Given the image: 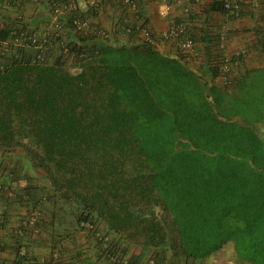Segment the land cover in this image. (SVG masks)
<instances>
[{"label": "trees", "instance_id": "trees-1", "mask_svg": "<svg viewBox=\"0 0 264 264\" xmlns=\"http://www.w3.org/2000/svg\"><path fill=\"white\" fill-rule=\"evenodd\" d=\"M75 37L69 59L0 69V151L26 148L79 224L185 261L232 243L239 264H264V69L219 88L143 40Z\"/></svg>", "mask_w": 264, "mask_h": 264}, {"label": "crops", "instance_id": "crops-1", "mask_svg": "<svg viewBox=\"0 0 264 264\" xmlns=\"http://www.w3.org/2000/svg\"><path fill=\"white\" fill-rule=\"evenodd\" d=\"M12 1L16 2L0 8V29L25 27L38 34L46 30L50 16L47 0ZM223 1L176 0L166 17L159 15V0H136L138 8L134 12L119 7L117 0H104L95 15L84 0H77V10L89 23L114 31L108 39L111 44H137L142 41L139 29L146 28L154 36L155 47L160 53L169 57L182 56L189 69L223 88L216 77L210 76L208 65L219 61L224 53L232 57L243 51L239 64L231 71L234 79L250 70L264 69V0H237L240 6L237 15L210 9L214 3L221 8ZM174 20L183 23L193 37L192 51L181 50L175 38L163 36ZM120 26L133 28L135 33L130 36L115 31ZM75 35V30L65 29L64 44L76 40ZM23 52L24 58L36 53L32 47H25ZM58 55L56 48L44 50L45 60L49 62ZM13 157L6 158L0 167L5 188L16 190V195L11 194L7 200L0 197V264H51V253L55 251L61 264H111L105 252L97 248L92 239L84 237L78 222L80 206L75 201L60 199L49 187H41L26 157ZM32 209H39L41 214L38 230L34 229L33 233L26 227V217ZM138 251L142 257L143 251ZM172 259L163 264L189 262L182 258Z\"/></svg>", "mask_w": 264, "mask_h": 264}, {"label": "built area", "instance_id": "built-area-1", "mask_svg": "<svg viewBox=\"0 0 264 264\" xmlns=\"http://www.w3.org/2000/svg\"><path fill=\"white\" fill-rule=\"evenodd\" d=\"M87 5L93 11L98 12L103 5L104 0H84ZM118 6L134 12L137 10L138 5L136 0H117ZM176 0H159V15L161 17L168 16L172 4ZM12 0H0V8L3 9L4 4L13 5ZM48 8L50 10V16L47 21V28L44 32L38 34L29 30H22V28H14L10 32L9 38L0 43V69H3L10 60V56L16 58L24 57V48L32 47L36 53L30 60L32 62H41L44 59V50L50 48H58L61 55L69 59L73 53L71 49L64 44L63 35L66 26V22L63 17L70 16L71 27L76 33L83 34L84 36H96V38L108 40L112 37L111 31L101 27L97 24H91L89 21L82 18L77 10V0H47ZM221 9L224 13L229 15H237L240 6L237 0H224L221 5ZM188 13V10H187ZM119 28V29H118ZM115 31H120L122 34H131L132 28L118 27ZM114 32V31H113ZM112 32V34H113ZM142 40L150 45H155V38L150 31L146 28L139 29ZM119 33V32H118ZM165 38H175L178 42V46L183 51H192L194 47L193 37L186 32V28L183 23H177L175 20L170 23L168 30L163 35ZM69 56V57H68ZM79 58H85V52L78 55ZM241 57H243V51L237 52L234 56H228L225 53L221 55V59L215 62V66L218 68V75L216 78L220 81L223 87H231L234 84V78L231 76V71L234 66L239 64ZM38 221V215L33 214L29 223L33 226ZM106 241V239H105ZM105 245V244H104ZM115 262V261H114ZM150 261L149 264H153ZM128 264L127 261H119L118 264Z\"/></svg>", "mask_w": 264, "mask_h": 264}, {"label": "rangeland", "instance_id": "rangeland-1", "mask_svg": "<svg viewBox=\"0 0 264 264\" xmlns=\"http://www.w3.org/2000/svg\"><path fill=\"white\" fill-rule=\"evenodd\" d=\"M92 18H94V17H92ZM47 62H49V60H47ZM259 128H260L258 131L259 135H261L264 138V127H259ZM9 157H13V159L14 158L15 159H18V158L23 159V157H26L30 166L33 167V169H35V171H36L34 175L37 176V181L40 183V186L44 187L45 189H47V187H49L50 189H53L51 186L50 180L46 176L44 170L37 168L36 166L33 165L34 162H32V159L30 158L26 148H24L23 146H19V147H16L15 149H13L12 151L7 152V153L0 151V167L2 166L1 162L6 160V158L8 159ZM13 193L15 194L16 190L11 189L8 186L5 188V186L3 185L2 181H1V173H0V197L7 200L11 197V194H13ZM155 210L160 215L161 212H159L158 209H155ZM34 213H36L38 215V222L41 219L40 218L41 214H40L39 209H37V210L32 209L30 214L26 217V219H27L26 227H30L27 230L32 231V233L34 232L33 231L34 229L38 230V227H37L38 222L36 223V226H33L29 223V221H30V219ZM79 214H80V211H79ZM78 219H79V216H78ZM79 227L83 231L84 237L86 239H92L95 242V245L97 246V248L104 251L106 255H107V253L104 250L105 249L104 244L105 243L108 244V242H109V245L111 246V249H112L111 251L114 254V255L110 254L108 256V259L110 260L109 262L111 264H113L114 260L117 261V259L121 255L123 257V260L125 259L124 261H126V260L129 261V264H138L139 262L141 264H149L150 261H153L152 262L153 264H156V262L158 264H163V262L168 261L171 258H173L172 260L180 258V257H177L174 254H172V252L169 251L170 250L169 248H160L158 250H155L160 255V259L157 260L158 256L157 255H156V257L154 256L156 254V252L154 250H152V249L146 250L148 248L145 249L138 244H135V243L128 244L127 242L120 240L118 237H116L115 234L110 232L108 230V228H106L105 225L102 224V222L101 223L98 222L96 227H91L90 225H86V224H79ZM105 239H106V241H105ZM140 243L141 242H139V244ZM141 245H142V243H141ZM138 250L143 251L142 257H139L141 252ZM57 253L58 252H56V251L51 253V259H52L51 264H61L59 261V258L56 257ZM187 261H189V262H187V264L188 263L189 264H239V262H237V260L235 258L232 243L225 244L216 253L212 254L211 256H209L208 258H206L204 260H197V261L187 260ZM197 262H199V263H197Z\"/></svg>", "mask_w": 264, "mask_h": 264}]
</instances>
